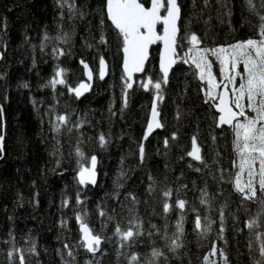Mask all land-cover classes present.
<instances>
[{"label": "trees", "instance_id": "trees-1", "mask_svg": "<svg viewBox=\"0 0 264 264\" xmlns=\"http://www.w3.org/2000/svg\"><path fill=\"white\" fill-rule=\"evenodd\" d=\"M149 1L141 0L145 6ZM178 2L182 4L181 35L187 30L205 37L209 47L258 37L260 18L247 0H208L207 7L204 0H197L196 7L193 0ZM75 3L87 13L84 18L69 11L67 4L62 9L57 0H0V107L5 114L0 128L5 136L0 159V264H10L9 251L33 244L38 255L24 253L31 264H205L214 241L226 249L229 264H257L264 242V203L244 201L236 191L234 177L229 175L236 171L233 161L239 162L234 133L226 125L216 127L219 113L204 102L200 89L206 85L194 75V65L178 62L171 69L169 84L162 85L159 108L164 127L153 131L145 142L147 158L141 164L138 144L146 131L155 90L145 91L140 83L162 78L159 45L152 46L145 72L131 82L128 106L121 113L122 37L107 19L105 0ZM255 3L259 9V0ZM102 36L105 43H100ZM54 47L67 54L55 59ZM186 51L187 46L178 49L180 55ZM100 56L107 62L104 80L98 74ZM81 59L90 65L94 79L90 89L76 99L68 87L85 80ZM210 59L219 79V64L214 57ZM58 67L65 70L66 85L53 89L49 81ZM239 71L243 72L242 64ZM64 114L69 115V123L57 133L51 121ZM174 133L177 139L166 149L163 140ZM101 134L108 140L103 147ZM193 135L199 136L203 161L186 155ZM93 155L97 182L80 186L77 173L81 164L90 166ZM166 189L173 190L170 198L163 195ZM201 190L207 192L205 204L200 203ZM78 191L83 205L76 203ZM64 199L69 200L68 207L62 206ZM178 199L186 200L183 213L176 206ZM165 202L171 206L167 213ZM101 210L106 217L100 216ZM83 211L93 234L101 236L94 254L79 246L82 234L75 217ZM221 211L226 243L217 240ZM197 214L202 223L204 218L211 220V229L203 236L195 229ZM62 220L67 221L66 227ZM252 220L257 226L249 229ZM132 223L139 225L133 229L138 234L122 241L115 234L117 224L127 230ZM177 223L183 225L182 234ZM177 236L181 247L172 251L171 240ZM65 243L71 245L72 256ZM154 250L160 255L153 256ZM15 256L12 264H19V253ZM209 260L223 264L219 256Z\"/></svg>", "mask_w": 264, "mask_h": 264}, {"label": "snow or ice", "instance_id": "snow-or-ice-1", "mask_svg": "<svg viewBox=\"0 0 264 264\" xmlns=\"http://www.w3.org/2000/svg\"><path fill=\"white\" fill-rule=\"evenodd\" d=\"M57 3L63 9V5L69 6V11L78 12L81 18H84L87 13L80 11L76 6L75 0H57ZM260 8L257 9L255 0H247L250 8L259 15L260 31L257 38H248L236 43H230L226 46L209 47L206 43L205 37H199L195 33L189 34L185 30L184 34H180L178 28V21L182 19V4L178 0H151V6L145 7L141 0H105V11L107 19L118 30L122 37V52H123V72L122 79L125 82L123 90V107L121 113L128 106V89L133 88L131 83L134 73L145 72L146 62L149 60V48L151 45L162 42L163 49L160 53L159 68L162 73V78H149L146 82H141L140 87L145 91H149L150 87L155 90V95L151 103V112L147 120V127L143 139L138 144V153L140 163L143 164L147 158L146 141L155 129L164 127L158 117L161 116L159 102L164 98L163 86H167L170 82V70L173 65L178 62L186 65H194V75L198 76L202 85L200 91L204 93V102L210 107L215 108L219 113L217 128H222L227 125L234 133V150L238 155V163L233 161V168L236 169L230 176L234 177L235 189L242 195L244 201H260L264 203V0H259ZM204 4L208 6V0H204ZM193 6H197V0H193ZM164 13L163 15L161 13ZM61 18L64 17V12L60 13ZM103 24V21H101ZM158 24L163 25V33L159 34L156 30ZM47 40V35L45 36ZM62 39H67L66 37ZM103 36L100 43H105ZM186 42V44H185ZM91 46V45H89ZM187 46V51L180 55L178 49L182 50ZM44 45H41L43 48ZM67 52L61 48H53V56L59 59L66 55ZM210 57L215 58V62L219 64V79L213 72L214 61ZM80 63L83 65L85 74L89 80L92 78V70L89 64L81 59ZM243 65V72L239 71V65ZM107 74V65L104 56L99 58V79L104 80ZM65 70L57 68L54 77L49 81V85L55 89L56 85H66ZM237 78L239 84L237 85ZM45 85V86H49ZM28 87L27 84L23 85ZM91 87L90 83H79L76 87H68V93H74L76 99H80ZM215 89L221 91L215 92ZM35 103V102H34ZM54 111V109H50ZM253 112L255 116L248 113ZM4 109L0 107V128L3 127ZM116 115V113H112ZM243 118V119H241ZM70 117L67 114L56 115L55 119L51 121L53 131L59 133L61 126L69 123ZM70 130V129H69ZM177 139L174 133L170 138L165 137L163 140L164 147L170 148L172 142ZM5 136L0 134V159L4 155L3 142ZM216 137H213L215 142ZM199 136L193 135L191 138V150L186 151V155L196 161H203L201 156V144L198 143ZM99 142L103 147L108 140L103 134L99 137ZM55 154V153H54ZM219 155V153H217ZM59 163V162H57ZM258 164V168L256 165ZM207 167V164H205ZM96 167L97 157L95 155L90 158V167H85L83 164L77 173V180L80 186L88 184H96ZM191 167V165H189ZM196 171H201L197 168ZM226 171V170H222ZM246 174V178H245ZM153 178L150 176L149 180ZM258 185V187H257ZM184 188L187 185L183 186ZM151 188V185H150ZM202 198L201 204L208 201L203 198L207 196L206 190H201ZM179 189H177V194ZM173 194L172 189H166L163 192L164 197L170 198ZM80 192L76 193V203L83 205L84 201L80 199ZM133 202H136V197H132ZM186 200L178 199L176 206H178L183 213L185 209ZM63 207L69 206V200L62 201ZM170 204L165 202L163 205L164 212L170 210ZM87 212H77L76 221L79 225V231L82 234L80 237L79 246H83L89 253H96L101 243V236L93 234V229L87 222ZM101 217H106L107 213L100 211ZM183 218V215H182ZM11 219V217H9ZM111 220L112 217H107ZM220 227L217 240H225V214L220 212L219 216ZM63 227L67 226V221L62 220ZM257 226L256 220H252L247 227L253 229ZM155 227V225H153ZM139 225L132 223L127 230L121 228L117 224L115 234L121 237L122 241H129L135 234L133 229H138ZM178 233H183L182 223L176 225ZM195 229L199 230L198 234L203 236L211 229V220L202 218L197 214L195 219ZM258 239L260 237H257ZM226 243V240H225ZM172 251L181 247L179 237L171 240ZM251 248V245H249ZM64 248L69 249L68 255L72 256L71 245L64 244ZM210 252L204 257L205 264H212L209 260L211 256H219L223 260V264H229L226 249L221 247L217 242L210 244ZM25 252L29 254H36V248L33 244L28 249H16L7 253L9 262L16 259L15 254L19 253V264H31L30 260L25 257ZM261 260L257 264H264V242L259 248ZM160 255L156 250L153 251V256ZM135 259V257H133Z\"/></svg>", "mask_w": 264, "mask_h": 264}, {"label": "water", "instance_id": "water-1", "mask_svg": "<svg viewBox=\"0 0 264 264\" xmlns=\"http://www.w3.org/2000/svg\"><path fill=\"white\" fill-rule=\"evenodd\" d=\"M151 6V1H150V5H149V7ZM178 28H179V21H178ZM156 30H157V27H156ZM163 33V25H162V32H161V34ZM160 47H159V54H158V64H159V62H160V53H161V51H162V49H163V44H162V42H160ZM152 46V45H151ZM151 46H150V48H149V53H150V49H151ZM149 57H150V55H149ZM148 62V61H147ZM147 62H146V64H147ZM106 65H107V62H106ZM174 66V65H173ZM121 67H122V71H123V52H122V63H121ZM84 68V67H83ZM89 68L91 69V67H90V65H89ZM160 69V68H159ZM92 70V69H91ZM85 69H84V77H85V80L83 81L84 83H90V84H92V82H93V79H94V73H93V71H92V78H91V80H89V78H88V76L85 74ZM170 72H171V70H170ZM124 73V72H123ZM98 74H99V68H98ZM140 74H142V73H134L133 74V79H132V81L131 82H133L134 81V79H135V75H140ZM86 93V92H85ZM84 93V94H85ZM150 112H151V108H150ZM150 112H149V116H150ZM149 118V117H148ZM158 119H160V117H158ZM161 121V120H160ZM227 126V125H226ZM157 129H155L154 131H156ZM90 167V166H89ZM96 178H97V167H96Z\"/></svg>", "mask_w": 264, "mask_h": 264}, {"label": "flooded vegetation", "instance_id": "flooded-vegetation-1", "mask_svg": "<svg viewBox=\"0 0 264 264\" xmlns=\"http://www.w3.org/2000/svg\"><path fill=\"white\" fill-rule=\"evenodd\" d=\"M147 7V6H146ZM161 14H164V13H161ZM158 26V25H157ZM161 31V30H160ZM159 34H161V32H159ZM156 44H160L159 42H157V43H155L154 45H156ZM219 90H221V89H219Z\"/></svg>", "mask_w": 264, "mask_h": 264}]
</instances>
